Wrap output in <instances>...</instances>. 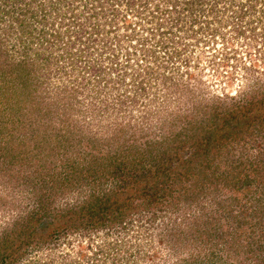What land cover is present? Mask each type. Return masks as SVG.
Returning a JSON list of instances; mask_svg holds the SVG:
<instances>
[{
	"label": "rangeland",
	"instance_id": "rangeland-1",
	"mask_svg": "<svg viewBox=\"0 0 264 264\" xmlns=\"http://www.w3.org/2000/svg\"><path fill=\"white\" fill-rule=\"evenodd\" d=\"M5 1L10 0H0V46L6 49L9 59L19 62L22 58H35L33 54L38 50L46 54L51 52L50 62L60 55V61L50 68L51 77L47 81L42 75L39 78V82H43L39 95L59 105L61 100L71 98L70 104L59 106V113L69 115L72 122L58 125L55 119L51 121L48 118L41 126L43 136L55 146L57 127L65 130L70 124L79 127L78 131L83 129L85 134H94L97 140L90 145H94L99 154L97 166L125 164V160H121L124 156L137 158L139 155L147 156V152H166V147L159 145L164 136L181 133L184 127L188 128L187 131H194L195 126L205 118L206 111L211 113L215 108L217 111L226 110L234 101L245 98L244 92L264 87V35H261L264 32V13L255 9L248 14L242 22L243 26L247 19L259 21L254 23L255 30H247L246 35H240L236 31L240 28L239 20L234 18L239 10L236 0H196L194 4L187 3L188 0H135L134 4H128L126 0H42V4L41 0H14V16L21 18L25 14L23 18L28 19L26 24H22L24 28L15 19L10 21L7 15L9 4ZM113 5L119 7L113 8ZM41 7L44 9L42 15ZM37 10L38 14L33 17ZM84 16H90V19ZM124 17L132 24L130 28L119 30L115 37L118 42L116 48L101 46L99 39L103 28L109 35L105 36V40L107 37L112 39L110 31L113 30L110 28ZM98 22L103 24V28L99 25L102 31L87 38L83 28L86 30V25L90 23L91 27ZM225 25L229 26L228 33L221 35ZM54 30H58L60 36L53 35ZM30 31L32 34L29 35ZM22 39L24 42H21ZM132 39H135V44L131 43ZM139 39L145 45L141 51ZM146 47L150 51L144 53ZM61 51L73 53V65L67 56L61 55ZM225 55L230 57L227 67ZM253 61L262 62L254 66ZM62 62L63 67H58ZM128 63L132 66L129 67ZM250 63L252 68H249ZM3 72L5 66L0 62V73ZM250 72H259V80L252 79ZM236 73L239 75H234ZM14 75L12 73L0 81V106L3 105L0 110L4 107L3 102L14 100L12 95L3 97L11 94L10 85H15ZM241 80L246 85L244 89L238 87ZM65 89H70L71 93ZM233 92H237L235 98H229ZM6 132L0 133V144L4 142ZM7 134L15 143L12 133ZM78 137V133L76 137L70 134L71 141L75 142L67 154L71 161L84 157L77 144ZM226 144L232 148L225 147L222 156L230 151L234 156L242 154L249 161L261 160L264 156V135L260 133L251 136L247 131L242 132L237 141ZM260 146L262 154H259ZM7 148V158L0 166V234L2 229L12 225L14 219L31 210L35 194L40 191V181L35 182L38 173L35 168L39 169L36 165L40 162L36 159L37 155L30 152L22 160L19 150L12 149V145ZM51 157L57 162L63 161H59L58 156L45 158ZM87 160L84 166H88ZM247 164L251 166V163ZM263 165L262 160L258 166ZM160 166L162 172L170 171L167 166ZM42 167L45 177L64 169V166H54V170ZM162 172L160 175L163 176ZM254 175L256 177L248 185L249 190L242 194V200L246 206L251 205L249 211L255 209L260 216L264 213V179L260 180L259 172ZM91 178L90 175L79 179L84 184L83 190H89L95 179ZM65 183L70 185L67 181ZM235 192L233 194L237 196L238 192ZM83 193L81 188L67 189V193L56 195L53 206L56 210L69 207L78 203ZM182 204L179 203L180 206ZM182 209L177 213L176 207L171 209L168 206L167 211L158 214L155 219L135 216L126 225V233L118 230L120 233L109 235L92 234L89 237L70 234L53 238L39 248H28L26 255L15 264L24 260L25 264H96L95 246L109 241L106 249L108 260L120 264H260L264 260V223L259 222V218H254L257 223L242 231L237 227L232 229L237 235L225 229L223 236L231 240L229 245L232 243L229 248L224 238L220 240L221 236L212 235L206 242L199 239L198 232L192 233L211 227L204 222L212 217L204 213L209 209L208 204L204 209L198 204L186 211ZM182 216L185 218L182 219ZM218 229L223 228L220 226ZM157 245L158 249L154 251ZM87 255L92 257L87 260ZM97 263L100 264V261Z\"/></svg>",
	"mask_w": 264,
	"mask_h": 264
},
{
	"label": "trees",
	"instance_id": "trees-1",
	"mask_svg": "<svg viewBox=\"0 0 264 264\" xmlns=\"http://www.w3.org/2000/svg\"><path fill=\"white\" fill-rule=\"evenodd\" d=\"M194 1L197 2L196 0H188L187 3L194 4ZM236 1L239 2V10L234 18L239 20L238 23L240 24V28H237L236 31L240 35H246L247 30H255L254 25L258 23L259 19L257 21L255 18L247 19L245 26L242 22L248 14L255 12V9L264 13V8L261 7L264 0ZM126 2L128 3V0ZM5 3L9 4L7 15L10 21L15 19L19 26L24 28L22 24H26L28 21V19L23 18L26 15L24 14L21 18L14 16V4H16L14 0L5 1ZM257 3H259V7ZM50 4L52 5V1ZM173 4L176 5V2L174 1ZM200 5L203 6V4ZM116 7L113 5V8ZM38 11H34L33 17L36 16V13L38 14ZM43 11L44 9L41 7V15ZM86 13H88L87 10ZM84 18L90 19V16H84ZM126 20V17L120 18L119 21H116V25L110 28L113 30L110 31V34L113 35L112 39H108L109 35L106 29L99 22L92 24L91 27H89V23L85 27L86 30L83 28V32L87 38H90L92 35L98 34V31H102L103 28L99 39L101 46L108 45L116 48L118 42L115 37L123 29L130 28L132 24ZM99 25L102 27L101 29ZM10 27H13L12 24ZM58 32V30H54L52 34L60 36ZM41 33H44L43 29ZM30 34H32L31 31ZM105 36H108L107 40H105ZM68 40H70V36ZM140 41L142 40L139 39L138 45L141 51L145 45L144 42ZM21 42H24V39ZM126 50L128 53L130 52L129 49ZM146 51H150V48L146 47L144 53ZM24 53H28V51ZM50 53L46 54L38 50L36 54H33L35 58H22L23 60L14 62L9 59L10 56H8L6 49L0 46V62L5 66V72L0 73V81L15 73L12 76L15 85H10L11 91L9 92L11 94L3 96L9 98L8 96L12 95L14 100L3 102L4 107L0 110V133L11 132L14 141H16L12 143V138H9L11 135L7 134L8 132H6L8 139H6V135L3 136L4 142L0 144V166H3L4 159L7 158V146L9 145H12V149L20 151L22 160L31 152L32 155H37L36 159L40 161L36 165L39 166V169L35 168L38 170L37 175H35L37 177L35 182L40 181L39 194H35V202L31 210L14 219L10 227L2 229L0 234V264H15L28 248H39L52 241L53 238L60 236L79 234L90 237L92 234L120 233L118 230L125 232L126 225L135 216L155 219L158 214L162 215L163 212H166L168 206L171 209L176 207L175 211L179 213L180 210H183L182 208L186 211L194 204H198L202 209L208 204L209 209L204 213L212 215V217H208V220L204 222L206 225L211 224V227L192 232L196 234L198 232L199 239L206 242L214 235V237L221 236L220 240L224 238L228 244L231 240L223 236L225 229H230L227 230L230 234L237 235V232L232 229L237 227L242 231L257 223V221H253L254 218H259V222L264 223V213L259 216L255 209H252L255 212L252 213L249 211L251 205L246 206L245 201L242 200V194L249 190L248 185L253 182L255 173L258 174L259 172L260 180L264 179V165L258 166L261 165L262 160L264 161V156L260 158L261 160L249 161L242 154L234 156L230 151L225 156L223 153V157L221 153L225 147L231 150L232 146L226 143H231L232 140L237 141V137H240L242 132L246 133L247 131L251 136L255 133L264 135V87L260 90L244 92L245 98L234 101L226 110L217 111L215 108V111L213 110L211 113L206 111L205 118L195 126L194 131H187L188 128L184 127L181 133L177 132L174 136H171L170 133L164 136L159 141V145L165 146L166 152L160 154L147 152V156L144 154L137 158L124 156L121 160H125V164L97 166L100 157L94 150L96 147L90 145L96 139L93 137L94 134L88 133L90 135L88 136L83 132V129L78 131L79 127L70 124V127L65 130L57 127L55 136L58 140L55 146L46 141L48 137L43 136L41 126L48 118L51 121L55 119L58 125L61 122H68L67 125L72 122L69 115L59 113V106H67L71 103V98L61 100L62 103L59 105L53 100L49 102L39 95L43 83L41 80L39 82V78L42 75L45 78L44 81H47L51 77L49 76L50 68L60 61L58 54L56 59L50 62ZM61 53L64 57L67 56L70 64L73 65V53L71 51H61ZM39 56L42 59H37ZM225 59H230V57L225 55ZM261 62L253 61L252 65L259 66ZM63 63L58 67L62 68ZM128 65L129 67L132 66L131 63ZM65 91L71 93L70 89H65ZM231 97L235 98V96L229 98ZM77 133L79 136L78 139L76 138L77 144L83 150L84 157L78 158L77 161L75 159L71 161L67 154L75 142L71 141L70 134L76 137ZM262 150L260 146L259 154H262ZM150 151L152 152V150ZM79 153H81L80 150ZM142 153L144 150L141 151ZM49 155L60 157L61 160L59 161L63 160L62 163L57 162L52 157V159L45 158ZM87 158L89 159L88 166H84L83 163ZM158 163L167 166L170 171L164 170L162 172L160 170L161 164ZM247 163H251V166H248ZM42 166H47L49 170H54V166H64V169L61 172L53 171L50 177H45V173L42 174L41 172ZM161 172L164 174L163 176L160 175ZM90 175L95 179L89 190H83L84 184L79 179L82 176L85 178ZM65 181L70 185H66ZM73 188H81L84 192L81 198H78L79 202H75L64 209L56 210L53 206L56 195L59 196L62 192L67 193V189ZM235 191L238 192L237 196L233 194L236 193ZM179 203L183 204L180 206ZM217 204L218 207L216 208ZM181 218L184 219L185 217L182 216ZM220 226L223 229H218L220 232L218 233L217 227ZM174 240L176 241V239ZM109 242L95 246L93 251L94 259H98L96 264H99L98 261L100 264H120L117 261L108 260L106 249ZM228 246L231 248L232 243ZM91 257L92 255H87L86 259L89 260ZM263 261L260 264H264Z\"/></svg>",
	"mask_w": 264,
	"mask_h": 264
},
{
	"label": "snow or ice",
	"instance_id": "snow-or-ice-1",
	"mask_svg": "<svg viewBox=\"0 0 264 264\" xmlns=\"http://www.w3.org/2000/svg\"><path fill=\"white\" fill-rule=\"evenodd\" d=\"M135 3V0H128V4H134ZM117 7H119V5H117ZM262 8H264V5H261ZM171 27V25H170ZM228 25H225V31L224 33H221V35H225L226 33H228ZM259 31V30H257ZM261 35H264V32H261ZM131 43L135 44L136 41L135 39H132L131 40ZM245 59H248V57H245ZM142 63V61H141ZM228 64H227V60L225 61V67H227ZM249 68H252V65L251 63L249 64ZM262 70H264V66H262ZM252 73V79H255V80H259L260 78V73L259 72H250ZM234 75H239L238 73L234 74ZM249 85H252L251 83ZM131 87V85H129ZM238 87H240L241 89H244L246 87V85L244 84L243 80L240 81V84L238 85ZM237 94V92H233L231 95L235 96ZM160 243H164L162 240H160ZM158 249V245L156 247H154V251Z\"/></svg>",
	"mask_w": 264,
	"mask_h": 264
},
{
	"label": "clouds",
	"instance_id": "clouds-1",
	"mask_svg": "<svg viewBox=\"0 0 264 264\" xmlns=\"http://www.w3.org/2000/svg\"><path fill=\"white\" fill-rule=\"evenodd\" d=\"M21 264H25V260L24 261H21Z\"/></svg>",
	"mask_w": 264,
	"mask_h": 264
}]
</instances>
